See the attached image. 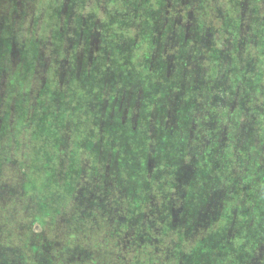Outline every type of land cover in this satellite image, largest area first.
Returning a JSON list of instances; mask_svg holds the SVG:
<instances>
[{
	"label": "trees",
	"instance_id": "trees-1",
	"mask_svg": "<svg viewBox=\"0 0 264 264\" xmlns=\"http://www.w3.org/2000/svg\"><path fill=\"white\" fill-rule=\"evenodd\" d=\"M155 2L159 11L150 8ZM185 8L192 10L189 15L197 25L198 36L190 41L197 58L191 68L181 69L190 57L172 55L182 42ZM146 17L159 26L149 25L136 38L125 68L131 75L151 76L152 92L166 91L158 94L159 104L174 106L163 124L166 132L156 145L158 153L145 128L141 136H126L131 143L123 146L131 147L127 158L139 149L136 136L145 140L147 152L159 157L152 169L158 173L143 168L142 156L135 173L144 176V190L132 185L126 193L127 218L118 194L111 222L109 213L99 209L94 212L97 217H52L45 228L54 242L50 264H96L104 258L113 259V264H264V0H148ZM171 18L180 19L175 28ZM157 49L162 57L150 70L151 53ZM189 69L197 78L187 86L183 77ZM107 89L101 86L98 92ZM172 129L174 134H169ZM184 172L189 175L179 177ZM169 206L180 211L174 225L171 218H163L168 212H156ZM28 229L39 234L44 225L30 218ZM125 229V235L118 233ZM32 260L29 253L23 258L35 264Z\"/></svg>",
	"mask_w": 264,
	"mask_h": 264
},
{
	"label": "rangeland",
	"instance_id": "rangeland-1",
	"mask_svg": "<svg viewBox=\"0 0 264 264\" xmlns=\"http://www.w3.org/2000/svg\"><path fill=\"white\" fill-rule=\"evenodd\" d=\"M147 4L148 0L119 4L116 0H0V264H29L23 262L28 253L35 264H50L54 242L45 228L52 217H97L94 212L99 209L101 214L109 213L111 222L118 194L127 218L125 195L132 185L142 188L144 183V176L135 173L141 157L144 169L158 173L152 169L159 157L147 152L140 137L136 136L140 150L127 156L129 165L125 156L131 149V140L125 137L141 136L144 128L150 146L159 152L156 145L174 106L159 104L158 94L164 96L166 91L152 92L151 76L131 75L125 68L136 38L149 25L159 26L146 17ZM150 8L159 11L158 2ZM183 10L182 42L172 55L190 57L181 69L193 66L197 57L190 41L198 36L189 15L192 10ZM169 20L174 28L180 21ZM132 25L137 28L131 32ZM156 51L151 53L150 70L162 57ZM11 63L18 67H6ZM187 72L183 79L189 86L197 72ZM101 86L108 87L104 94L98 92ZM104 206L107 210H102ZM174 208L158 207L156 212H168L163 218H171L174 225L180 215ZM30 218L40 219L42 233H29ZM127 229L118 233L125 235ZM106 247L111 256L110 245ZM104 260L96 264H113V259Z\"/></svg>",
	"mask_w": 264,
	"mask_h": 264
},
{
	"label": "flooded vegetation",
	"instance_id": "flooded-vegetation-1",
	"mask_svg": "<svg viewBox=\"0 0 264 264\" xmlns=\"http://www.w3.org/2000/svg\"><path fill=\"white\" fill-rule=\"evenodd\" d=\"M36 40H37V38H36Z\"/></svg>",
	"mask_w": 264,
	"mask_h": 264
}]
</instances>
